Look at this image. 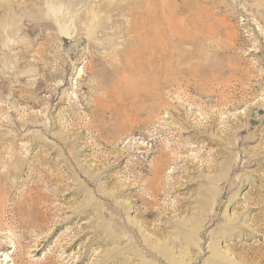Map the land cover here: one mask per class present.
<instances>
[{
	"label": "rangeland",
	"instance_id": "obj_1",
	"mask_svg": "<svg viewBox=\"0 0 264 264\" xmlns=\"http://www.w3.org/2000/svg\"><path fill=\"white\" fill-rule=\"evenodd\" d=\"M237 252H264V0H0V264Z\"/></svg>",
	"mask_w": 264,
	"mask_h": 264
},
{
	"label": "bare ground",
	"instance_id": "obj_2",
	"mask_svg": "<svg viewBox=\"0 0 264 264\" xmlns=\"http://www.w3.org/2000/svg\"><path fill=\"white\" fill-rule=\"evenodd\" d=\"M180 207V206H179ZM174 210H178V206L176 207H173ZM166 210V209H164ZM189 220V219H188ZM235 219H228V221L226 222L225 224V232L228 231L230 233H232L233 231H235L236 227H235ZM199 223V222H198ZM158 231V230H157ZM179 231L181 233L184 234V238L189 242V241H194V238H193V234L191 232H185L184 230H182L181 228H179ZM188 231V230H187ZM238 231V229H237ZM186 241V242H187ZM34 242V241H32ZM36 243V242H35ZM192 243V242H191ZM200 246V245H199ZM37 247V246H36ZM188 247V245H187ZM9 256H6V261H7V258ZM211 260H208L207 262L209 263H214V264H231V260H228L226 257H224L223 255L221 254H213L211 256ZM235 258H238L239 260H242L244 261L245 263H248V264H264V252H261L259 253L253 260H249L245 257V255L243 253H236L235 254ZM201 259V256H200V253H197V256L195 258H192L190 259L189 262L187 263H182V264H195V260H198V262L200 261ZM194 262V263H193Z\"/></svg>",
	"mask_w": 264,
	"mask_h": 264
}]
</instances>
